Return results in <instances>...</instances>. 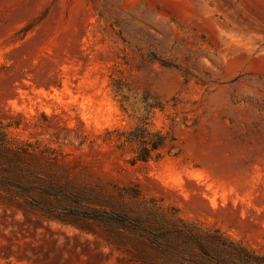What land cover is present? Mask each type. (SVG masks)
<instances>
[{"label":"rangeland","instance_id":"1","mask_svg":"<svg viewBox=\"0 0 264 264\" xmlns=\"http://www.w3.org/2000/svg\"><path fill=\"white\" fill-rule=\"evenodd\" d=\"M0 120L17 124L0 264L160 261L132 226L70 209H176L264 253V0H0ZM142 121L175 154L133 162L107 139Z\"/></svg>","mask_w":264,"mask_h":264},{"label":"trees","instance_id":"2","mask_svg":"<svg viewBox=\"0 0 264 264\" xmlns=\"http://www.w3.org/2000/svg\"><path fill=\"white\" fill-rule=\"evenodd\" d=\"M123 109L125 107L121 106ZM16 123H4L0 120V148L10 151L11 142L7 137V128ZM108 140H114L118 148L134 145L133 162L158 161L165 156L175 154L176 146L168 132L152 130L147 121L130 129L107 130ZM45 193L51 187H42ZM155 209H159L156 207ZM154 209V210H155ZM173 216H163L156 210L152 219L143 216H129L115 211L70 209L71 214L87 218L111 219L132 226L134 233L151 249L159 253L160 261L153 263L140 259L141 264H264V253L248 248L241 241L231 239L218 228L203 227L200 223L184 219L176 209ZM160 214V216H159Z\"/></svg>","mask_w":264,"mask_h":264}]
</instances>
